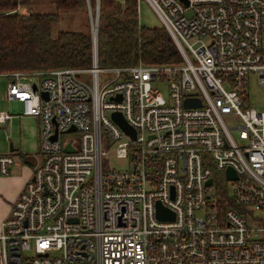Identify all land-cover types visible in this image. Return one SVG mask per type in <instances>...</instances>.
Masks as SVG:
<instances>
[{
    "label": "built area",
    "instance_id": "obj_1",
    "mask_svg": "<svg viewBox=\"0 0 264 264\" xmlns=\"http://www.w3.org/2000/svg\"><path fill=\"white\" fill-rule=\"evenodd\" d=\"M146 1L180 61L0 71L40 120L42 156L0 225V264H264V111L248 93L253 73L264 89V0ZM86 3L95 46L100 0L94 16ZM15 162L0 154V177Z\"/></svg>",
    "mask_w": 264,
    "mask_h": 264
},
{
    "label": "trees",
    "instance_id": "obj_2",
    "mask_svg": "<svg viewBox=\"0 0 264 264\" xmlns=\"http://www.w3.org/2000/svg\"><path fill=\"white\" fill-rule=\"evenodd\" d=\"M51 2L53 10L44 12L34 10L30 0H0V71L92 66L94 45L86 0ZM17 6L31 10L21 12L15 10ZM77 11L85 13L82 29L54 33L53 26L63 13ZM138 12L136 0H100L96 39L100 67L181 60L168 30L163 25L140 24Z\"/></svg>",
    "mask_w": 264,
    "mask_h": 264
},
{
    "label": "rangeland",
    "instance_id": "obj_3",
    "mask_svg": "<svg viewBox=\"0 0 264 264\" xmlns=\"http://www.w3.org/2000/svg\"><path fill=\"white\" fill-rule=\"evenodd\" d=\"M31 7L34 10L50 11L53 10L54 5L51 0H30ZM91 12L94 16L95 13V0H90ZM18 7V6H17ZM16 7V8H17ZM21 12L30 11L31 9L26 6H20ZM86 10L88 21L91 31V13L86 3ZM85 13L77 11L74 13H63L62 18L58 20L53 26L54 33L60 29H82L83 28V15ZM138 19L140 24L144 26H161L163 25L160 18L156 15L152 7L146 0L139 1ZM170 34V33H169ZM73 67V66H72ZM83 68V67H80ZM25 81H31V77L23 78ZM6 78L0 77V111H8L12 117L8 119L6 123H0V154L8 152L9 144L13 143V147L19 149L24 154H30L35 157V153L38 150L39 133L41 126L38 123L37 117L31 115L22 114V103L17 100H10L6 97L5 93ZM163 94H165L164 84H159ZM249 102L251 106L256 107L258 110L264 111V89L261 87L256 74H251L248 86ZM40 151V150H39ZM41 154V153H40ZM15 159H19L18 155H15ZM42 157V156H41ZM18 160V162H20ZM31 161L27 156L25 157V163ZM112 166L118 169H123L120 161L112 159Z\"/></svg>",
    "mask_w": 264,
    "mask_h": 264
},
{
    "label": "crops",
    "instance_id": "obj_4",
    "mask_svg": "<svg viewBox=\"0 0 264 264\" xmlns=\"http://www.w3.org/2000/svg\"><path fill=\"white\" fill-rule=\"evenodd\" d=\"M37 120L40 125L39 118H37ZM37 147H38V150L34 154L35 157H33V155H30V154H24L21 151H19V149L15 148L16 151L13 152V154L14 156L18 155V158H20V160L16 159V162L11 167L10 173L8 176L0 177V225L2 221L8 217L12 205L16 201L20 192L23 190L26 182L32 176L33 168L37 166L42 160V157L39 151V141H38ZM7 153H10V152L8 151ZM26 156L31 159L28 165L24 164ZM18 160L20 162H18Z\"/></svg>",
    "mask_w": 264,
    "mask_h": 264
},
{
    "label": "water",
    "instance_id": "obj_5",
    "mask_svg": "<svg viewBox=\"0 0 264 264\" xmlns=\"http://www.w3.org/2000/svg\"><path fill=\"white\" fill-rule=\"evenodd\" d=\"M94 56L97 58V49H96V44L94 46ZM33 88L35 89V85H33ZM46 97V94H43ZM185 106H200L201 101L198 98H191L188 97L185 99ZM113 120L117 123V125L128 135L131 136V138H135V130L133 127L129 125V123L126 121V119L123 117V115L120 112H113L112 114ZM75 131L74 127H71L68 132ZM54 139H56L54 137ZM74 148L72 147V140H68L67 143L64 146L65 151H72ZM8 151L10 153H13L16 151V149L13 147V144H9V149ZM227 176L228 178L231 179H236V175L234 174L232 169H227ZM211 181L208 182L210 184ZM156 215L159 219L161 220H174V213L163 206L160 205V203H157L156 205Z\"/></svg>",
    "mask_w": 264,
    "mask_h": 264
}]
</instances>
